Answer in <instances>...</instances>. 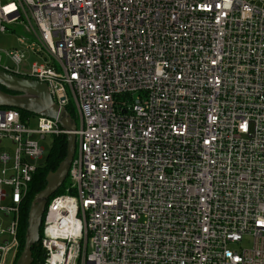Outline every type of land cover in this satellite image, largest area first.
<instances>
[{
  "label": "built area",
  "instance_id": "2783aa9c",
  "mask_svg": "<svg viewBox=\"0 0 264 264\" xmlns=\"http://www.w3.org/2000/svg\"><path fill=\"white\" fill-rule=\"evenodd\" d=\"M15 25L36 39L0 68L77 116L34 264H264V0H0ZM48 134L68 132L0 106V264Z\"/></svg>",
  "mask_w": 264,
  "mask_h": 264
},
{
  "label": "water",
  "instance_id": "95a60500",
  "mask_svg": "<svg viewBox=\"0 0 264 264\" xmlns=\"http://www.w3.org/2000/svg\"><path fill=\"white\" fill-rule=\"evenodd\" d=\"M0 106L21 109L56 120L67 132V154L56 170L47 175L46 186L31 202L24 247L15 264H33V247L40 245L41 228L49 199L68 179L71 161L76 151V119L66 107L58 105L45 82L18 76L0 68ZM46 250L43 256L46 257Z\"/></svg>",
  "mask_w": 264,
  "mask_h": 264
},
{
  "label": "trees",
  "instance_id": "16d2710c",
  "mask_svg": "<svg viewBox=\"0 0 264 264\" xmlns=\"http://www.w3.org/2000/svg\"><path fill=\"white\" fill-rule=\"evenodd\" d=\"M3 88V86L0 85ZM68 111L71 113L73 118L77 119L75 109L68 106ZM22 118L25 119L30 115H35L33 113L21 110ZM67 134H60L55 136V140L52 146L50 153L46 156L44 162L38 167L37 171L33 176V180L30 184V188L27 194V197L22 205L21 214H20V225H19V238H20V255L25 242V233L28 226V215L31 206V202L34 199L35 195L41 191L47 184V175L50 171H54L59 166L60 162L66 157L67 154ZM68 186L63 185L56 194H63L67 192ZM55 195V194H54ZM33 264L41 259L42 257V248L41 245L33 247Z\"/></svg>",
  "mask_w": 264,
  "mask_h": 264
},
{
  "label": "rangeland",
  "instance_id": "374dc122",
  "mask_svg": "<svg viewBox=\"0 0 264 264\" xmlns=\"http://www.w3.org/2000/svg\"><path fill=\"white\" fill-rule=\"evenodd\" d=\"M26 24H28V21H26ZM17 34H22L23 36H26L30 39H36L34 36V31L28 30L26 28V25H15L13 26L11 31L5 32V33H0V49H10L12 47L15 46H25V44H23L21 41H19ZM22 43V44H21ZM37 58L30 54L28 61L31 63L32 61L36 60ZM73 107V103L72 105H70V108ZM55 140V136L48 134L46 135L45 138L40 139L41 141V145L44 147V158L40 159L38 161L39 164H42L46 158V156L50 153L53 143ZM15 149V145L13 143H11L9 140L4 141L2 144H0V153L2 151H10V152H14ZM0 167H1V163H0ZM65 184L67 186L70 185V178L68 177V179L66 180ZM64 184V185H65ZM9 203V200H5L2 202V204H6ZM10 221V217H6L3 214V211L0 210V228L5 227L8 222ZM3 236L0 234V243L3 242Z\"/></svg>",
  "mask_w": 264,
  "mask_h": 264
},
{
  "label": "flooded vegetation",
  "instance_id": "af4514ba",
  "mask_svg": "<svg viewBox=\"0 0 264 264\" xmlns=\"http://www.w3.org/2000/svg\"><path fill=\"white\" fill-rule=\"evenodd\" d=\"M2 88V87H1ZM2 89H5V88H2ZM6 90V89H5Z\"/></svg>",
  "mask_w": 264,
  "mask_h": 264
}]
</instances>
